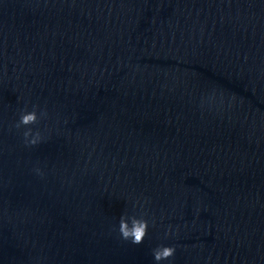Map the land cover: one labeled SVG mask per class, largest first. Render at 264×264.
Returning <instances> with one entry per match:
<instances>
[{
	"label": "water",
	"instance_id": "95a60500",
	"mask_svg": "<svg viewBox=\"0 0 264 264\" xmlns=\"http://www.w3.org/2000/svg\"><path fill=\"white\" fill-rule=\"evenodd\" d=\"M159 246L264 264V0H0V264Z\"/></svg>",
	"mask_w": 264,
	"mask_h": 264
},
{
	"label": "clouds",
	"instance_id": "9594fccd",
	"mask_svg": "<svg viewBox=\"0 0 264 264\" xmlns=\"http://www.w3.org/2000/svg\"><path fill=\"white\" fill-rule=\"evenodd\" d=\"M46 112H41L38 116L37 111H23L20 115L19 121L15 124L17 129L22 126L25 127L23 132V138L26 145H36L42 140L40 131L33 132L30 125H35L41 117L46 116ZM148 221L137 216H126L120 217L118 228L116 229L119 233L120 239L123 241L130 242L133 245H140L143 243L148 230ZM174 246H159L152 250L154 260L157 262L167 260L174 256Z\"/></svg>",
	"mask_w": 264,
	"mask_h": 264
}]
</instances>
